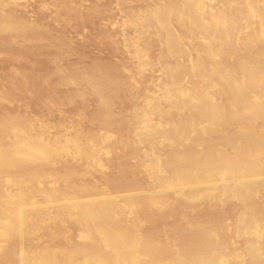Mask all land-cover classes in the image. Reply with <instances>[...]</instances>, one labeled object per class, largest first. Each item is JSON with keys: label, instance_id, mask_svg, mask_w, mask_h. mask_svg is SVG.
I'll return each instance as SVG.
<instances>
[{"label": "bare ground", "instance_id": "6f19581e", "mask_svg": "<svg viewBox=\"0 0 264 264\" xmlns=\"http://www.w3.org/2000/svg\"><path fill=\"white\" fill-rule=\"evenodd\" d=\"M154 1L153 7L148 6L153 2L147 4L149 8L142 3V9L136 12L143 10V6L144 11L132 16L130 24L123 22L125 26L137 27L142 38L152 30V41L155 40L162 51L159 50L161 58L157 57L160 61L156 60L163 77L159 82L162 94L155 96L149 109L140 112L133 121L132 139L120 131L121 136L114 138L111 131L121 125L122 120L121 115L112 112L114 97L116 99L121 87L131 86L134 79L126 76L127 79L120 82L121 77L116 75L115 79L119 80H115L109 68L106 69L109 75L87 68L92 72L75 77L76 73L70 72L74 68L71 66L70 71L67 68V75H71L67 76L64 68L60 69L65 75L59 74V77L66 76L60 83H70V86L76 83L75 87L79 84V89L84 87L95 97L94 116L97 125L100 123L104 127H100L101 131H105L101 134L96 131L101 138L94 134L82 143L67 137L68 129L58 125L60 128L56 126L55 129L59 130L54 129V132L59 134L54 133L56 135L44 143L42 137L31 136L19 120L0 118V264H264V203L261 205L259 199L264 197V0H213L208 8L205 0ZM7 16L0 14V33L5 32L7 36L10 32V38L14 30L23 29L26 33L32 28L29 24L27 27V23V26L22 23L23 27L17 19V25L13 19L14 25L11 19L7 25L4 22L10 17ZM174 26L178 27L179 30L175 28L178 32ZM29 33L33 35L29 31L26 36ZM15 34L14 40L19 45L25 42L26 39L16 37H22L20 33ZM42 36L47 39L46 34ZM41 38L33 42L40 40L42 43ZM151 39V44L146 41V45H155ZM187 42L188 48L192 47L195 52L194 58L187 55ZM55 44L52 46L56 54L60 53L57 49L63 48ZM21 48L26 47L22 45ZM124 48L129 56L136 55L126 41ZM62 53L63 61L66 60L64 56L70 59L69 50L67 54ZM52 56L56 59L47 60L49 64L58 58ZM137 58L142 72L149 62L146 57ZM99 67L97 71L105 70ZM184 78L187 80L183 81ZM63 83L57 86L66 88ZM68 86L69 90L74 89ZM122 89L125 88L120 92ZM70 99L64 102L69 104ZM154 115L158 118L156 122L151 121ZM111 126L112 129H107ZM51 134L48 133L47 138H51ZM97 139L102 142L100 146L96 142L99 147L93 143ZM109 143H112L111 149L117 146L116 149H130L134 154L144 146L151 180L142 185L135 179V170L126 171L114 164L115 161L110 162L115 151L111 152ZM99 152L110 163L118 165L111 176L94 160V154ZM66 153L77 158L82 173L73 171L76 166H66L65 161L70 162L63 156ZM119 156L113 158L117 160ZM63 157L67 160L61 164L58 175L55 165L62 163ZM107 164L105 167L110 168ZM64 166L74 169L62 172ZM56 167L58 170V165ZM127 173L131 179L126 178ZM96 174L104 183L101 187L99 180L93 179ZM82 175L96 181L98 187L96 182L81 183ZM32 193H38L45 208L31 209ZM221 196L231 197L241 209L229 231L226 224L230 223L224 224L223 219L215 217L213 220L203 217L204 220L174 227L167 222L169 226L165 227L166 224L159 221L163 215L169 219L174 211L185 214L186 210L213 206L217 201L214 198ZM158 215H162L157 222L163 227L152 224ZM141 218L153 225L143 236L131 227L132 221ZM54 222L68 230L66 241H53L51 237L48 249L32 248L26 237L45 226L46 231L53 233ZM229 232L235 241L228 239ZM236 240L240 242L241 248L237 249L241 251L234 247Z\"/></svg>", "mask_w": 264, "mask_h": 264}, {"label": "rangeland", "instance_id": "374dc122", "mask_svg": "<svg viewBox=\"0 0 264 264\" xmlns=\"http://www.w3.org/2000/svg\"><path fill=\"white\" fill-rule=\"evenodd\" d=\"M143 1L144 0H11V1L10 0H0V14L5 15V16L9 15L10 17H12L10 18L9 16H7L9 17L8 20H6L5 18L4 22L7 25H8V21L10 22L13 19L16 22V19H17V22L19 21L21 22V24L25 23V25L27 23V25L28 24L31 25L33 29H35L36 26H37V29L41 28V30L44 31V32L42 31L43 34L44 35L46 34V37H47V39L46 38L44 39V37L42 36L43 34L40 29L38 30L35 29L33 32V29L31 28V26H30L31 29L29 31L33 33V35L31 34L32 36H29L30 33L28 34V36H26L27 32L29 31H26L25 33V30L23 29H22L23 31L20 29L18 30V32L14 30L13 32L14 35H16L15 33H17L18 35L20 33V35L22 36V37L20 36H16V37L23 38L22 40L26 39L25 42L23 41L24 43L20 42V45L22 44L24 47H26L23 49L21 48L22 45L21 47H19L20 46L19 42L17 40H14L15 36L13 37V34H11L12 36L11 38L8 37V35H10L9 31H6V32H9L7 33V36L5 32L0 33V35L2 36V37L0 36L1 37L0 38V118L6 117V118H12V119L19 120L21 124L27 129V131L29 132L31 136L42 137L43 139H45V141L41 139V141H44V143H46V139L51 140L53 135L59 134L56 132L59 130L60 126H65L68 129L67 132L69 131V133L68 134L66 133V135H68L67 137L72 138V139L73 138L77 139L78 141H82V143L86 142L87 140L92 138V136H95L94 134H97L99 136V134L105 132L103 131V129L101 131V128H104V127L101 126L100 123H98L97 125L98 121L95 119V116H94V112L96 111V109L94 110V108H96L95 106L97 105L95 97L89 91H88L89 93L86 92V89H84V87H81L79 89L78 86L80 87L81 85L77 84L78 86L75 87L74 85H76V83L71 85L73 86L74 89H72V87L70 86V83L62 82L66 86V88L61 87L60 85L62 83H60V80L61 78L66 77V76L59 77V74L67 75V73L71 70L69 69L70 66L74 67L72 68L73 71L71 70L70 72L76 73L75 74L76 76L72 73L75 77H77V75L81 77V75L90 73L92 71H95L98 73H100L101 71L102 72L104 71L103 74L101 72V74L104 75L108 70H110L111 71L110 74L113 73V75L112 74L110 75L111 78L115 79V77L118 76L119 78L121 77L120 82L121 81L123 82L124 80L127 79L126 76H130V77H133L134 81L131 86L129 87L126 86L127 88L125 86L121 87L125 89L124 90L122 89V91L120 92V89H121L120 88L117 91L118 97L116 96V99L114 97V102L112 103L113 104L112 108L114 110V111L112 110V112L116 113L115 115L118 114L122 116V120H120L121 125H118L117 128H115L116 126L107 127V129L109 128L112 129L113 127L112 129L113 131H111L110 129L108 132L110 133L111 131V135L114 138L121 136L118 133L120 131V133L121 132L127 133L128 136L132 139L133 121L137 119L138 114L140 112H144L147 109H149L148 105L152 99L154 100V98H157L161 96L162 94V90L160 93L159 82L162 81L163 77L158 67L160 63L157 62V61H160V59H157V57L161 58L160 52L162 51L160 50L161 48L159 44L155 40H154L155 42L152 41L153 34H151V32L153 31L150 30L149 31L150 33L148 32L146 34V38L150 36L149 38L150 39L152 38L151 41L153 42V44H155V45L152 44L153 46H150V45H146V43L149 42L150 39L148 38L149 40L147 41L146 38L140 37L141 35L138 34L139 32H137V27H135L134 25H132L134 26V28L125 26V25L130 24L129 19L132 16L137 15L140 12L144 11L145 4H146V8L148 6L153 7L156 4L154 0H147L148 2L146 0L144 2ZM205 1H206L205 4L207 5L205 6L206 8H208V6H210L211 3H213V0H211L210 3L208 2L209 0H205ZM152 2H153L152 5L149 4ZM207 2L209 5L207 4ZM142 3L144 4L143 10L137 13L138 9L142 6ZM147 4L149 5L147 6ZM13 20L11 21V25H14ZM127 21H128V24H127ZM17 22L15 25H17ZM123 22L124 24L125 23L126 24L124 25ZM25 25H23V27H25ZM29 25L27 27H29ZM123 25L126 28H124ZM175 28L176 26H174L175 32H178L179 30L178 27L176 28L178 30H176ZM255 28L257 27L255 26ZM123 30H125L126 35H123L124 34ZM144 35L145 34H143V36ZM38 36H41L42 38ZM40 38L42 40V43L40 40H37V42H33L35 39H40ZM5 39L7 41H5ZM22 40L20 39L19 41H22ZM29 40H31L33 43L28 42ZM51 40L54 41L56 44L52 43ZM47 41H48L47 46L49 48H46L47 46H45ZM125 41L128 43L129 49L136 52V55L134 57H131L127 54L128 53L127 49H125L126 47L124 48ZM156 43L158 45H156ZM17 44L18 46H16ZM52 44H55L56 46L63 48L60 50L57 49V52L58 51H60V53L63 52L62 54H64V51L66 53V50H67V53H68V50L70 53L72 52L71 54L68 53L70 55V59L68 58L69 57L68 55H67L68 57L64 56V58H66L67 60V61L65 60L66 63L65 61H63L62 58H60L62 57L60 56V53H57L59 54V56L56 54V51H55L56 48L54 49L55 46L54 45L52 46ZM149 44H151V42H149ZM185 45H186L185 49L187 50L188 48L187 45L190 46V44L187 42V44ZM33 46H37V47L33 48ZM148 46L149 48L150 47L152 48L149 49L147 48ZM27 47L29 49H27ZM30 48L31 49L33 48L32 50L35 49V51L31 52ZM53 50L55 51V54L53 53L54 52ZM61 50H64V51L61 52ZM154 50L155 52H153ZM189 50L192 53L191 52L189 53ZM187 51H188L187 52L188 57L194 58V56L192 57V54L194 55L195 52L192 49V47L191 48L189 47ZM52 55H55V57L56 56L58 57L57 60H54V61L55 62L57 61L59 65H61V66H57L58 63L53 62L55 63L52 66V68L54 69V72L52 68L49 67L53 63L52 62H51L52 64L48 63L50 59L51 61H53V59H56ZM137 57H146L149 62V65L144 70H142V72L139 70V59ZM67 58L69 59V62ZM73 58L74 60H71ZM150 61L152 62L151 64H150ZM66 64H68V66H66ZM55 65H56V68L58 67L57 69L60 70L59 72H61L60 68H62V70L63 68L64 69L68 68L69 71L67 69V72L65 70V74H63L64 71H62L63 73L62 72L59 73L58 70L55 69L54 67ZM84 65H87L88 67L87 66H85L86 68L79 67V66H84ZM99 66L105 68V70L108 68L109 69L106 71L105 70L97 71L98 70L97 68ZM87 68L88 69L91 68L92 71L88 70ZM92 68L93 69L95 68V69L93 70ZM31 72H34V73H31ZM107 73L109 75V72ZM29 74H33V75L29 76ZM69 74L67 76H69ZM54 75L57 78V80H55L56 78L54 77ZM73 75L72 77H74ZM119 78L115 80H119ZM123 78L124 80H122ZM185 80H187V78L183 79V81ZM52 83L55 84L54 85L55 87L53 86ZM58 83L60 85L57 86ZM67 86L71 87L70 90L69 88H67ZM56 87H58V89L60 90H58ZM76 88H78L79 90H76ZM62 89H65L66 91H63ZM67 90L69 93L67 92ZM73 90L79 91L81 93L78 94V92H74ZM56 91H59V92L57 93ZM63 92H65L66 96H63ZM69 94H73V96ZM63 97L65 98V100ZM85 98H86V101H85ZM66 99H70L69 104L65 103ZM90 99H93V100L90 101ZM71 100H73L72 101L73 103L71 102ZM88 114L90 117L88 116ZM87 117H89L90 119ZM86 119H87L86 122L88 124L87 126L85 125ZM93 119H94V122H93ZM115 119L113 118L114 122L116 121ZM156 119L158 120L157 115H154L151 121L156 122L157 121ZM114 122L112 123V125H114ZM56 126H58L59 128L55 129ZM54 129L56 132H54ZM115 129H118V130H115ZM96 131L99 132V134ZM114 131H117V132H114ZM48 133L49 134L52 133L51 135H49L51 136V138L50 137L47 138L46 135H48ZM90 134L91 136H89ZM44 135H45V138H44ZM85 135H87L89 138L86 137ZM78 136H81V137L78 138ZM102 141L104 142V140ZM96 142L97 143L99 142L98 143L99 146L102 144L101 139L100 140L97 139L96 141H93V143L97 145ZM111 144L112 143H109V148L111 152L115 151V153L113 152V157L117 156V154L118 156L119 155L122 156L123 154L125 155L123 157L119 156L120 158H122L121 161L120 160L118 161V159H120L119 157L117 158V160H115L116 157L115 159L112 157L113 160L110 162L115 161L113 162L114 164L115 163L118 164L119 166H121V168H124L126 171L135 170L136 171L134 175L135 179L140 181L142 185H145L151 180L152 175L148 173L149 163L146 157L147 151L144 146H141L142 147V148L140 147L141 150L139 148L140 151L138 150L139 152L134 154L132 153V151H130V149H124V151L119 150L118 148L116 149L117 146L115 147V149H114V146L111 149L112 147ZM97 146L96 148L99 147ZM92 150L93 149H91V151ZM119 151H122L123 154H120ZM67 154L68 153L63 154V156H65L66 158L68 157L67 159H70V162H68L69 161L68 160L67 161L68 163H67L65 161L67 159L64 160L65 157H63L62 160L60 159L62 163L57 162L55 165V169L57 171L56 173L60 174V168L62 166L61 164H63L64 161L66 163V166L69 167V165H72L74 167L76 166L78 169L75 167V170H73L74 167L71 169L72 166L70 168H67V167L65 168L64 166L65 169L62 167L63 168L61 169V171L63 170L62 172H65L66 169H67L66 172H68L69 171L68 169H70V170H73L74 172L82 173L83 172L82 166H80L81 164L80 165L78 164L79 162L78 160L76 161L77 158H73L71 156H68ZM103 155L104 154L99 152L96 155L94 154L93 157H94V160L97 162V164H100L102 166V169L105 170L106 174L109 171L107 175L111 176L113 174V171L115 172L114 169H116L118 165H114L113 163H110L105 157V155L104 156ZM72 161L74 162L73 163L74 165L70 164L72 163ZM103 161L104 163L105 161H108L107 163H109L110 168L105 167V166H108V164L105 163V166H104ZM116 161H118V163ZM110 164H112L113 166L112 165L110 166ZM57 165H58L59 171L57 170V167H56ZM103 166L105 167V169ZM62 174L63 173H61V175ZM127 174H128L127 176L130 175L129 173ZM96 176L99 177L98 174H96ZM96 176L93 177V179H95L96 181L97 179L99 180L98 181V183H100L99 187H101V185L103 186L104 183L102 182L100 177L98 178ZM127 176H126L127 179H131V175H130V178H128ZM81 177H82V180H80ZM79 181L81 183H84V182L89 183V181H91V183L93 184H95L94 182H96L94 180H93L94 182H92V179L90 180L88 177L83 176V175L80 176ZM97 185L98 184L96 182L95 186L98 187ZM214 199H216L217 201L215 204H213V206L203 207L201 209L200 207L199 208L197 207V209L193 208L190 210H186L187 212L185 214L187 215L183 214L184 211L183 212L180 211V213L179 211H174L168 216L169 219L167 218V216L163 215V217H161L162 215L160 216L158 215L157 217L158 219L156 220L155 218L152 224L157 226V223H158L157 221L160 219V217H161V219L159 220L160 223L163 222L162 224L165 225L166 224L165 222H167L171 227L179 226L182 224H191L201 218L203 219V217L205 220H207L208 218L210 220H213L212 218L215 217V219L216 218L223 219L225 221L224 224L230 223V224H226L227 229L229 231L232 221L235 220L239 216V214L241 213L240 212L241 209L239 206L235 204L234 200L231 197L221 196V197H215ZM259 199L261 201L259 202L262 205L264 203L263 201L264 197H262V199L261 198ZM43 208L45 207L44 205H42L41 199L38 193H32L31 194V209L32 210L33 209L42 210ZM199 209L200 211L198 212ZM175 213L177 214L175 215ZM166 219H168V221ZM145 222H147L145 218L134 220L131 222V227L133 230L136 231L138 235L143 236V234H146L149 231V229L153 226V225L151 226V223L146 224ZM162 224L159 225L158 223L160 227H163ZM168 224H166L165 227L169 226ZM45 227H41L39 230H37V232L33 234L31 233L28 237H26V240L30 241V243L32 244L31 246L32 248H36L37 250H41L42 248L48 249L49 247L48 241H51L50 239L51 237H53V241H66L68 237V230L65 227H62L58 222L53 223V229H54L53 233H49L48 231H46ZM72 232H74V230H72ZM229 235H231V232H229L228 236ZM228 239L232 240L233 239L232 235L231 237H228ZM238 240L241 241V239H238ZM35 241L37 242L36 244L38 246L34 244ZM233 241H235V239H233ZM238 243L239 245H237ZM234 247H236V249L239 247L238 249H240L241 248L240 242L238 241L237 243H235ZM32 250H35V249H32ZM238 251H241V250H238ZM243 264H246V262H244Z\"/></svg>", "mask_w": 264, "mask_h": 264}]
</instances>
